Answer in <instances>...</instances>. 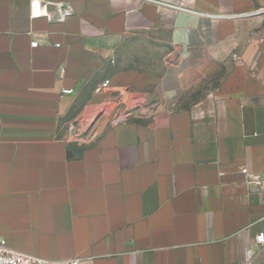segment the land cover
<instances>
[{
	"label": "crops",
	"instance_id": "1",
	"mask_svg": "<svg viewBox=\"0 0 264 264\" xmlns=\"http://www.w3.org/2000/svg\"><path fill=\"white\" fill-rule=\"evenodd\" d=\"M153 1L0 0V241L11 250L241 264L255 249L264 186L242 169L264 174V1ZM58 7L72 12L62 20ZM97 105L86 134L66 128Z\"/></svg>",
	"mask_w": 264,
	"mask_h": 264
},
{
	"label": "built area",
	"instance_id": "2",
	"mask_svg": "<svg viewBox=\"0 0 264 264\" xmlns=\"http://www.w3.org/2000/svg\"><path fill=\"white\" fill-rule=\"evenodd\" d=\"M148 2H152L155 4H160L158 1L153 0H144ZM179 10H184L182 7H174ZM71 9L58 7V14L61 17L60 19H64L65 17L71 14ZM48 18L52 19V16H48ZM32 46L36 47L37 43H32ZM109 85V81H106L103 84V87H107ZM64 94H71V91L64 90ZM242 174L245 175L248 179V183L254 187H263L264 186V174H252L246 168L242 169ZM264 196V193L261 196ZM264 203V202H263ZM264 205V204H263ZM256 247L253 250H248L246 253L245 259L241 264H253V261L259 255H264V233H260L257 235L255 240ZM82 261L78 258L67 259L65 260H46L38 257H34L31 255L19 253L11 250L6 241H0V264H81Z\"/></svg>",
	"mask_w": 264,
	"mask_h": 264
},
{
	"label": "rangeland",
	"instance_id": "3",
	"mask_svg": "<svg viewBox=\"0 0 264 264\" xmlns=\"http://www.w3.org/2000/svg\"><path fill=\"white\" fill-rule=\"evenodd\" d=\"M264 1V0H263ZM153 57L149 55V58ZM154 58V57H153ZM142 65H148L147 62H142ZM86 98H83L78 105L76 106V108L71 112L70 116L71 118L73 116H75V114L78 113L79 109L81 108V105L84 103V100ZM101 111L100 105H97L95 108H93L92 110H90L88 112V114L86 115L85 121L83 123V125L78 126L74 124V126H66V128L71 131L72 134H74L76 137H81L82 135L86 134L88 131V128L90 127L91 122L93 121V119H95V117H97V115L99 114V112ZM114 115V113H112ZM118 114H123V113H118ZM119 116V115H118ZM73 128V130H71V128Z\"/></svg>",
	"mask_w": 264,
	"mask_h": 264
},
{
	"label": "trees",
	"instance_id": "4",
	"mask_svg": "<svg viewBox=\"0 0 264 264\" xmlns=\"http://www.w3.org/2000/svg\"><path fill=\"white\" fill-rule=\"evenodd\" d=\"M85 104H86V102H84V103L81 105V108H82V106H84ZM81 108L79 109V111L81 110ZM79 111H78V112H79Z\"/></svg>",
	"mask_w": 264,
	"mask_h": 264
}]
</instances>
